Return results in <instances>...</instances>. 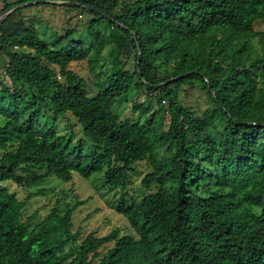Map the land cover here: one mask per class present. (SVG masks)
Masks as SVG:
<instances>
[{"label": "trees", "instance_id": "1", "mask_svg": "<svg viewBox=\"0 0 264 264\" xmlns=\"http://www.w3.org/2000/svg\"><path fill=\"white\" fill-rule=\"evenodd\" d=\"M32 1L14 6L93 16L79 37L74 27L45 39L32 24L8 26L7 17L0 23V53L12 82H0V264H264V29L254 28L264 20V0ZM101 20L108 23L103 32L96 27ZM127 45L136 53L134 71L119 59ZM102 59L112 69L90 94L70 64L87 60L97 75ZM191 81L213 102L202 116L183 106L175 88ZM134 88H145L158 106L151 112L149 100L135 101L137 115L123 118L113 108ZM165 109L167 130L158 125ZM69 112L82 126L77 140L55 128ZM166 145L174 152L160 158ZM147 157L152 171L141 184L157 190L115 206L139 238L114 227L77 244L81 232L72 217L84 201L63 213L54 207L34 223L36 213L24 217L25 201L2 183L37 185L51 175L68 182L76 171L125 192L133 164ZM24 164L46 171L21 175ZM109 241L114 246L99 258Z\"/></svg>", "mask_w": 264, "mask_h": 264}, {"label": "rangeland", "instance_id": "2", "mask_svg": "<svg viewBox=\"0 0 264 264\" xmlns=\"http://www.w3.org/2000/svg\"><path fill=\"white\" fill-rule=\"evenodd\" d=\"M20 0H0V7H3L5 3L10 6L8 9H1L0 13L6 12L0 23L6 18L7 25H11L12 22L18 20V26H21V22L32 24L38 28L45 39L56 38L57 33H63V30L67 28H75V36L79 37L83 35V32L87 30V24L92 19V14L83 12L80 10L70 8H58V7H42L41 5H33L23 7L15 5L14 3ZM134 0H121L122 5H128ZM22 7L15 12V8ZM25 6V5H24ZM44 8V9H43ZM120 5L118 6V9ZM29 11H32L29 13ZM15 12V13H14ZM27 12V13H26ZM15 25V23H13ZM97 30L103 32L107 30L108 23L105 20L99 21L97 24ZM256 30L264 29V20H257L254 23ZM97 31V32H98ZM42 37V38H43ZM95 40L94 33L88 40V43ZM256 49H260V45L255 42ZM106 57V56H104ZM119 59L126 69L134 71L136 69V53L131 45H127L125 49L120 53ZM7 61L6 56L0 53V82L12 85L6 70L3 66ZM72 70L78 73L79 76L85 78V87L90 94H94L97 91L95 83L104 77L105 72H109L112 69V63L107 59H102L96 68L97 75H95L89 68L87 60L81 62H72L70 64ZM164 65H161L158 72H162ZM152 73L155 71L151 69ZM262 85V83H260ZM183 106L192 109L197 116H202L203 112L213 106L209 95L202 87L199 81L185 82L183 84L175 85ZM148 91L143 88L133 89L132 92L125 98L121 99L113 108L121 117L125 118L130 115H137V111L133 109L135 101H150L151 112H153L157 106L158 101L156 98H150ZM167 107V103L164 105ZM45 115L52 116V113L48 109H44ZM43 122L44 119H42ZM4 117L0 115V123L3 124ZM170 123V114L165 110L159 118V127L167 130ZM57 132L68 137H72L77 140L83 136L82 126L78 119L72 113H66L58 116V123L55 126ZM210 133L213 137L219 136L216 130L210 129ZM92 145L87 141V146ZM15 147H8V150H14ZM4 151L0 149V155ZM174 152L173 146H164L159 149L158 153L160 158H168ZM46 168L37 167L33 165H23L20 169L21 175H27L30 173H44ZM152 171V165L150 159L143 158L137 161L132 166L130 171L128 189L122 192L120 189L109 190L104 186L100 177L93 174L91 177L86 178L79 172L74 171L71 181H63L56 175L48 176L40 184H24L18 185L15 182L8 180L2 181L4 185L8 187L11 192H16L17 197L20 200L25 201L24 217L30 216L36 213L33 220L34 223L40 222L44 217L51 212L54 207L58 208L60 213L77 202L84 201L85 203L78 206L74 211L73 229L79 230L81 236L77 244H79L89 233L94 232L97 236H103L108 234L112 228L119 227L120 235H132L135 238H139V235L135 232L134 228L130 225L127 217L117 211L115 206L121 201H125L128 204L138 202L142 197L152 191L157 190V186L153 185L150 190L142 186L141 181L144 175ZM115 244V241H109L99 248L101 258L111 249Z\"/></svg>", "mask_w": 264, "mask_h": 264}, {"label": "water", "instance_id": "3", "mask_svg": "<svg viewBox=\"0 0 264 264\" xmlns=\"http://www.w3.org/2000/svg\"><path fill=\"white\" fill-rule=\"evenodd\" d=\"M34 2H40V3H48L49 0H39V1H34ZM26 4V3H25ZM61 4L64 5H74V6H80V3L77 2H69V1H63ZM2 20V18L0 19V21ZM141 57H142V53L141 51H139V55H138V67L140 66V62H141ZM140 69V68H139Z\"/></svg>", "mask_w": 264, "mask_h": 264}, {"label": "built area", "instance_id": "4", "mask_svg": "<svg viewBox=\"0 0 264 264\" xmlns=\"http://www.w3.org/2000/svg\"><path fill=\"white\" fill-rule=\"evenodd\" d=\"M54 2H57V3H62L63 1L62 0H52ZM34 2V0L32 1ZM25 4V3H24ZM5 5L3 7H0V10L3 8L4 9ZM7 12V11H6ZM6 12H2L0 13V19L3 18V16L5 15Z\"/></svg>", "mask_w": 264, "mask_h": 264}, {"label": "crops", "instance_id": "5", "mask_svg": "<svg viewBox=\"0 0 264 264\" xmlns=\"http://www.w3.org/2000/svg\"><path fill=\"white\" fill-rule=\"evenodd\" d=\"M32 12V11H29V13ZM27 13V12H26Z\"/></svg>", "mask_w": 264, "mask_h": 264}]
</instances>
